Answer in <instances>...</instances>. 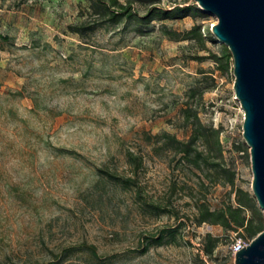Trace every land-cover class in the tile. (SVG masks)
Returning <instances> with one entry per match:
<instances>
[{
  "label": "rangeland",
  "instance_id": "obj_1",
  "mask_svg": "<svg viewBox=\"0 0 264 264\" xmlns=\"http://www.w3.org/2000/svg\"><path fill=\"white\" fill-rule=\"evenodd\" d=\"M94 1L0 0L12 37L0 41V264H235L246 228L199 222L202 203L238 206L239 188L258 206L247 217L264 221L218 17L196 0H129L139 15L109 19ZM192 1L195 15L147 16ZM187 106L220 128L223 157L214 148L209 161L235 184L182 159Z\"/></svg>",
  "mask_w": 264,
  "mask_h": 264
},
{
  "label": "water",
  "instance_id": "obj_2",
  "mask_svg": "<svg viewBox=\"0 0 264 264\" xmlns=\"http://www.w3.org/2000/svg\"><path fill=\"white\" fill-rule=\"evenodd\" d=\"M218 17L213 33L231 50L235 91L245 110L253 190L264 211V0H196ZM235 264H264V230L235 255Z\"/></svg>",
  "mask_w": 264,
  "mask_h": 264
},
{
  "label": "trees",
  "instance_id": "obj_3",
  "mask_svg": "<svg viewBox=\"0 0 264 264\" xmlns=\"http://www.w3.org/2000/svg\"><path fill=\"white\" fill-rule=\"evenodd\" d=\"M8 1V0H4ZM94 8L97 9H105L102 13L104 16H108L109 19H116L119 16L130 15L131 12L139 15L137 8L132 1H124L121 0H95L92 2ZM20 6V3L19 5ZM196 4L195 1L192 3H177L175 8L166 9L163 5L158 3H152L147 16H150L157 10L164 11L168 17H183L186 15H195L196 12L193 11ZM175 11H179V13H172ZM85 23L82 22L78 24L75 28L78 32L83 33V27ZM74 25H72L73 27ZM195 32L200 37H203L201 32V26L195 25L193 29L189 31V33ZM11 41L12 37L9 33H5L2 30L0 24V41ZM225 51L227 55L232 58L233 54L228 47H225ZM184 117L187 124L191 125L193 128V132L191 137L188 140H181L177 137H173L177 142L180 143L179 152L182 154L181 157L184 159L189 166H194L205 170V166H214L216 168L221 169L225 173V177L228 182L235 184L236 180V171L226 165L223 161H218L216 163L209 161L210 151L212 149H217L219 152V157H223V147L220 138V128L207 127L204 125L197 108L192 106H187L183 110ZM202 143L204 145L203 148L199 147V144ZM132 156V153H130ZM114 177L123 178L116 173H111ZM134 180V179H133ZM139 185L137 181H133ZM175 185V184H174ZM140 186V185H139ZM238 193V202L239 205L234 207L232 203H230L227 207L224 208H215L211 209L206 203H202L201 207V217L199 218V222L202 221H211L214 223H220L228 228L239 229L240 227H245L247 230V234L254 238L257 233L259 234L262 230H264V221L259 219L257 223H254L253 219L248 218L245 214L246 209H250L254 212L258 210L257 203L252 195L243 188L237 189ZM152 207L157 209L158 211L172 212L174 213V209L170 207L169 203L164 202L162 200L155 201L152 203ZM161 237H158L157 240H160ZM218 242H214L211 247L207 248L208 253H212L214 248L217 246ZM91 248H96L94 245H90Z\"/></svg>",
  "mask_w": 264,
  "mask_h": 264
},
{
  "label": "built area",
  "instance_id": "obj_4",
  "mask_svg": "<svg viewBox=\"0 0 264 264\" xmlns=\"http://www.w3.org/2000/svg\"><path fill=\"white\" fill-rule=\"evenodd\" d=\"M242 105V103H241ZM242 107V106H241ZM243 112L245 114V110L242 107ZM253 239V238H252ZM251 238L244 237L243 235H239L238 232L234 234V240L232 243V253L235 255L238 251H240L245 245L250 244L252 241Z\"/></svg>",
  "mask_w": 264,
  "mask_h": 264
}]
</instances>
